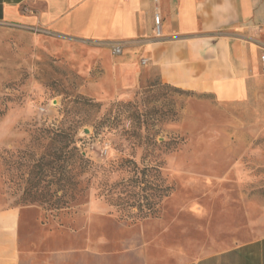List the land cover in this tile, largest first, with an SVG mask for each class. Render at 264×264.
I'll return each mask as SVG.
<instances>
[{
	"label": "rangeland",
	"instance_id": "rangeland-1",
	"mask_svg": "<svg viewBox=\"0 0 264 264\" xmlns=\"http://www.w3.org/2000/svg\"><path fill=\"white\" fill-rule=\"evenodd\" d=\"M97 59L0 25V210L22 209L29 264H180L264 236V139L236 130L253 121L154 69L119 93ZM125 159L147 173L91 175ZM103 182L149 215L124 218Z\"/></svg>",
	"mask_w": 264,
	"mask_h": 264
},
{
	"label": "crops",
	"instance_id": "crops-1",
	"mask_svg": "<svg viewBox=\"0 0 264 264\" xmlns=\"http://www.w3.org/2000/svg\"><path fill=\"white\" fill-rule=\"evenodd\" d=\"M0 25L39 28L87 48L119 93L154 69L162 85L208 95L230 116L238 110L253 124L236 130L264 139V0H0ZM21 212L0 210V264L34 258L24 251ZM180 264H264V236Z\"/></svg>",
	"mask_w": 264,
	"mask_h": 264
},
{
	"label": "trees",
	"instance_id": "trees-1",
	"mask_svg": "<svg viewBox=\"0 0 264 264\" xmlns=\"http://www.w3.org/2000/svg\"><path fill=\"white\" fill-rule=\"evenodd\" d=\"M87 163V162H86ZM125 173V174H133V175H144L147 173L145 169L139 171L137 165L135 164L134 161L131 159H125L122 160L119 163H113L109 165L108 167H100L97 171L91 173V175L94 178H101V176H105V174H110V173ZM127 181L122 182L123 184L126 183ZM106 183L103 182V193H104V198L106 201L111 205H116L121 208L122 215L124 218H128V216L132 217H146L149 215L147 209H145L141 203L137 204L136 208V213H132L133 207H135L134 204H129L127 202L126 197H127V190L126 187H123L121 190L117 191L116 186L117 185H105ZM128 214V215H127Z\"/></svg>",
	"mask_w": 264,
	"mask_h": 264
},
{
	"label": "built area",
	"instance_id": "built-area-1",
	"mask_svg": "<svg viewBox=\"0 0 264 264\" xmlns=\"http://www.w3.org/2000/svg\"><path fill=\"white\" fill-rule=\"evenodd\" d=\"M160 22H161L160 15L156 13L154 15V29H155V33L157 36H159V33H160ZM111 50H112L113 55L115 56H118L121 54V48L119 46H112ZM261 60L264 61V55L261 56Z\"/></svg>",
	"mask_w": 264,
	"mask_h": 264
}]
</instances>
